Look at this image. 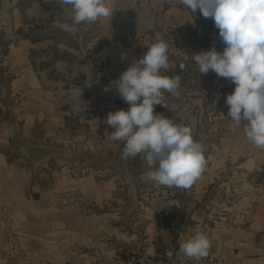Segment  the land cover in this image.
Segmentation results:
<instances>
[{
  "label": "crops",
  "instance_id": "1",
  "mask_svg": "<svg viewBox=\"0 0 264 264\" xmlns=\"http://www.w3.org/2000/svg\"><path fill=\"white\" fill-rule=\"evenodd\" d=\"M152 3L160 29L177 43L168 48L179 58L169 62L167 74L179 75L182 94L193 96L206 137L201 143L206 167L175 201L181 222L172 245L179 251L180 243L199 231L211 240L200 264H208L209 257L215 264H264V150L242 129L232 130L226 97L235 85L211 71L200 74L192 59L213 46L223 51L219 31L212 18L199 9L192 13L179 0ZM146 52L142 49L136 59ZM15 61L26 64L19 54ZM15 82L24 100L21 127L27 138L20 155L13 156L9 139L0 137V264H132L134 254L156 253L147 219L126 213L134 193L140 210L149 194L150 168L143 157L128 158L132 175L112 169L106 158L91 167L88 156L75 154L60 99L43 90L29 68ZM154 111L171 118L167 106ZM39 132L43 138L37 141ZM246 211L252 212L249 220Z\"/></svg>",
  "mask_w": 264,
  "mask_h": 264
},
{
  "label": "rangeland",
  "instance_id": "2",
  "mask_svg": "<svg viewBox=\"0 0 264 264\" xmlns=\"http://www.w3.org/2000/svg\"><path fill=\"white\" fill-rule=\"evenodd\" d=\"M108 5L111 16L92 24L82 23L75 32H68L62 25L71 24L72 13L58 0H0V137L9 139L7 151L13 156L20 155L27 138L21 127L24 100L15 81L29 68L41 88L60 99L59 110L73 136L75 154L96 160L97 166L106 158L112 169L132 175L131 163L122 156L123 143L108 138L113 129L104 122L109 112L127 110L130 105L114 87L108 91L105 87L120 76L136 55L140 56L142 49L148 50L159 39L168 48L177 43L169 32L160 29L162 20L152 0H108ZM104 49L110 50L105 51L108 55L102 52ZM174 52L177 51H168L169 62L179 58ZM18 54L24 58L25 66L15 65ZM122 54L127 58L122 60ZM161 71L169 76L166 70ZM182 88L181 82L178 98L164 94L167 109L173 110V121L178 124L186 125L182 118L187 113L192 115L193 138L204 145L206 137L194 110V98L182 94ZM39 137L43 138L40 132L34 139L38 141ZM97 137L103 145H112L108 154L104 153L106 149L103 153L94 149L92 138ZM131 182L138 184L133 178ZM148 188L150 191L151 182ZM130 201L132 207L126 213L146 220L150 214L147 200L142 203L143 210L135 193Z\"/></svg>",
  "mask_w": 264,
  "mask_h": 264
},
{
  "label": "clouds",
  "instance_id": "3",
  "mask_svg": "<svg viewBox=\"0 0 264 264\" xmlns=\"http://www.w3.org/2000/svg\"><path fill=\"white\" fill-rule=\"evenodd\" d=\"M71 10V24L63 29L75 32L82 23L92 24L112 15L108 0H58ZM179 3L204 18H212L224 45L213 46L192 57L200 74L214 72L235 85L227 95L228 117L232 130L242 129L245 138L264 150V0H179ZM126 54L121 59H126ZM184 70L186 65H179ZM168 44L159 39L147 52L105 87H114L130 105L127 110L109 112L106 120L113 131L109 139L123 143L124 159L142 156L150 170L147 179L157 187L190 188L206 167L204 146L193 138L192 129L175 123L154 111L166 107L165 93L179 97V75L167 76ZM211 240L203 232L184 239L179 251L188 259L200 261L209 255Z\"/></svg>",
  "mask_w": 264,
  "mask_h": 264
},
{
  "label": "built area",
  "instance_id": "4",
  "mask_svg": "<svg viewBox=\"0 0 264 264\" xmlns=\"http://www.w3.org/2000/svg\"><path fill=\"white\" fill-rule=\"evenodd\" d=\"M170 117H174L173 110L168 108ZM186 126L194 128L192 115L187 113L182 118ZM96 137V136H94ZM92 145L97 153H103L106 149L101 138H92ZM96 160L90 159V166L95 165ZM151 189L147 198V209L150 214L147 218L152 230L153 243L158 247L156 253H137L131 257L132 264H200L199 261L186 258L180 251H177L172 245V237L181 222V212L175 203L177 197L182 194L185 189L157 187L151 181ZM252 216L251 211L245 212V219L249 220ZM208 264H215L214 257L207 259Z\"/></svg>",
  "mask_w": 264,
  "mask_h": 264
},
{
  "label": "water",
  "instance_id": "5",
  "mask_svg": "<svg viewBox=\"0 0 264 264\" xmlns=\"http://www.w3.org/2000/svg\"><path fill=\"white\" fill-rule=\"evenodd\" d=\"M117 103H120V102H117Z\"/></svg>",
  "mask_w": 264,
  "mask_h": 264
}]
</instances>
